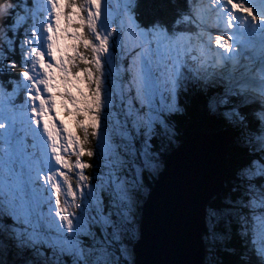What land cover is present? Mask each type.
I'll return each mask as SVG.
<instances>
[{
  "label": "snow or ice",
  "instance_id": "snow-or-ice-1",
  "mask_svg": "<svg viewBox=\"0 0 264 264\" xmlns=\"http://www.w3.org/2000/svg\"><path fill=\"white\" fill-rule=\"evenodd\" d=\"M141 2L121 0L107 25L102 0H47L39 18L33 0L0 4V264H140L143 207L175 154L170 233L190 245L195 219L202 249L184 264H264V0H169L151 19ZM237 65L248 75L226 71ZM189 93L216 126L192 147L179 124ZM41 132L54 169L32 151ZM101 136L97 198L84 158Z\"/></svg>",
  "mask_w": 264,
  "mask_h": 264
},
{
  "label": "water",
  "instance_id": "water-1",
  "mask_svg": "<svg viewBox=\"0 0 264 264\" xmlns=\"http://www.w3.org/2000/svg\"><path fill=\"white\" fill-rule=\"evenodd\" d=\"M210 125L209 131L215 130ZM204 130H192L185 134L186 144L194 146L202 136ZM182 155L175 154L170 157V173L155 182L153 196L143 207L141 222L145 230V240L138 247L140 264H184L194 258L199 247L198 233L200 225L194 219L192 240L188 245L173 238L170 226L173 219L179 214L177 202L180 197L181 177L180 167ZM227 176V161L221 170L220 178Z\"/></svg>",
  "mask_w": 264,
  "mask_h": 264
},
{
  "label": "rangeland",
  "instance_id": "rangeland-1",
  "mask_svg": "<svg viewBox=\"0 0 264 264\" xmlns=\"http://www.w3.org/2000/svg\"><path fill=\"white\" fill-rule=\"evenodd\" d=\"M33 3L36 5H40L43 4V12L47 3V0H33ZM121 3V0H102V4H104L105 7V11L102 15V19H104V24L107 25L110 20L112 18H117L119 15V10L117 8V5ZM108 5H111V13H109V9H108ZM101 31H103V29L101 28ZM11 59L15 60L12 56ZM240 67H238L237 69H239ZM7 115L6 112V102L4 101H0V119H2L3 117H5ZM200 123H197V121L194 122L193 126H200ZM4 132L0 130V146H3V139H4ZM35 137H39V139L36 140ZM35 137H33V144L35 147V149L37 151H39V156L40 158L43 160L46 169H54L56 166L50 162L49 157L45 154V143L46 140L44 138V134L41 133H37L35 135ZM38 146V147H37ZM89 147L92 148H97L98 153L95 157L93 158H87L85 157V162L87 163H92L94 164V168L93 169H87L86 170V174H91L92 175V186H93V194L98 198L99 193L101 191H106L105 189L102 188L103 185V180H104V175L106 172L105 169V163H104V159H103V155L102 152L99 150H102L103 148V136H101V141H100V145L99 147H97V142L96 140L93 138L89 144ZM41 175H43V173H41ZM73 183L75 184V177H73ZM43 192H44V196L48 198V195L45 191L44 188ZM33 192L38 196L39 192L36 191V189H32ZM110 198H111V193L110 192H106L105 195V204L109 205L110 204ZM65 199L64 197H62V200ZM90 199L91 197L89 196V194L87 193V191L85 192L84 198H83V204H84V209L87 210L89 207V203H90ZM108 202V203H107ZM66 205L69 206V211H74V209L71 207V198H67L65 200ZM49 214V213H48ZM48 214L44 213V217L46 219L49 218ZM97 243H100V241L98 240Z\"/></svg>",
  "mask_w": 264,
  "mask_h": 264
},
{
  "label": "trees",
  "instance_id": "trees-1",
  "mask_svg": "<svg viewBox=\"0 0 264 264\" xmlns=\"http://www.w3.org/2000/svg\"><path fill=\"white\" fill-rule=\"evenodd\" d=\"M4 0H0V4L3 3ZM172 11V6L169 4V0H142L141 6L139 8L140 18L141 19H151L153 16L159 17H167ZM15 58L17 64H20V56L19 59L16 56H12ZM188 99L190 101L188 115L186 117H182L179 120L180 128L184 133L192 130H209L210 126L206 122V117L200 111L199 102L194 95L188 94ZM184 120V121H183ZM200 123L198 127L193 126L194 122ZM184 122V123H183ZM193 128H191V127ZM30 141V140H29ZM2 159V157H0ZM235 163V159L233 160ZM48 264H51L49 261Z\"/></svg>",
  "mask_w": 264,
  "mask_h": 264
},
{
  "label": "bare ground",
  "instance_id": "bare-ground-1",
  "mask_svg": "<svg viewBox=\"0 0 264 264\" xmlns=\"http://www.w3.org/2000/svg\"><path fill=\"white\" fill-rule=\"evenodd\" d=\"M249 2H250V3H254V2H256V0H249ZM256 50H257V49H256ZM253 55H256V53L253 54ZM253 58H254V57H253ZM216 70L219 71V69H216ZM226 71H227V72H230V73L235 72V73H237V74L243 73V69H242V68L239 69V70H236V67H235V68L230 67V68H228ZM183 121H184V120H183ZM183 123H184V122H183ZM29 140H31L32 143H33V138H32L31 136L29 137ZM46 207L48 208L49 206L47 205ZM48 263H49V262H48Z\"/></svg>",
  "mask_w": 264,
  "mask_h": 264
}]
</instances>
